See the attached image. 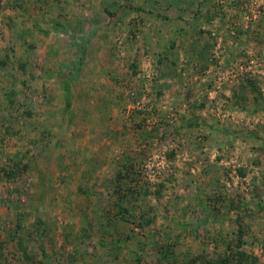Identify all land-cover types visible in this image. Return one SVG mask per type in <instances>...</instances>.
<instances>
[{"label": "rangeland", "instance_id": "obj_1", "mask_svg": "<svg viewBox=\"0 0 264 264\" xmlns=\"http://www.w3.org/2000/svg\"><path fill=\"white\" fill-rule=\"evenodd\" d=\"M228 245L264 264V0H0V264Z\"/></svg>", "mask_w": 264, "mask_h": 264}, {"label": "trees", "instance_id": "obj_2", "mask_svg": "<svg viewBox=\"0 0 264 264\" xmlns=\"http://www.w3.org/2000/svg\"><path fill=\"white\" fill-rule=\"evenodd\" d=\"M88 37H90V34L82 36V41L80 42L79 46L81 48V50L83 51L84 46H85V42L88 39ZM75 72L77 71V68H75L74 70ZM75 76L74 72L73 74H70V76H68V78L65 80V84L66 86L69 84L70 80ZM254 89H256L255 87H253ZM5 175H13L15 173V169L11 168L9 170H6ZM239 246V242L237 243V247ZM236 258L238 261H241L243 259V252L238 251V250H234V247L232 245H228L226 248V251L223 253V256L220 257V259H218L215 262L212 261H198L199 258H196V261H198L195 264H230V261H232V259ZM136 264H145V260H143L142 258L138 257Z\"/></svg>", "mask_w": 264, "mask_h": 264}]
</instances>
